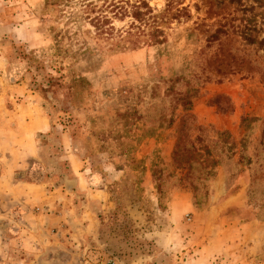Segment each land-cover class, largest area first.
<instances>
[{"label": "rangeland", "instance_id": "rangeland-1", "mask_svg": "<svg viewBox=\"0 0 264 264\" xmlns=\"http://www.w3.org/2000/svg\"><path fill=\"white\" fill-rule=\"evenodd\" d=\"M81 1L0 0V264L264 263V0ZM186 95L215 177L174 164Z\"/></svg>", "mask_w": 264, "mask_h": 264}, {"label": "trees", "instance_id": "trees-1", "mask_svg": "<svg viewBox=\"0 0 264 264\" xmlns=\"http://www.w3.org/2000/svg\"><path fill=\"white\" fill-rule=\"evenodd\" d=\"M51 2L53 6H60V5L65 6L69 2V0H51ZM81 4L86 8L87 4H90V3H85V0H83L81 1ZM142 8L145 9V12L142 11ZM129 9H131V14L129 17H131L137 23L144 22V18L146 14L147 13L149 14L151 12L148 4L145 2H141V1H139L138 3H135L134 5H130ZM120 10L122 9L120 8ZM102 14L103 13H101L100 16H97V17H90L89 23L92 25V27L95 29L96 32L104 35L106 32V29L104 28L110 22H109L108 17ZM127 14H128L127 10L123 9L121 18ZM162 35H163L162 31L155 29L151 31V33L149 34V38L150 40L154 39L156 42H160L158 40V37H161ZM182 101L184 102L182 103V106H183V111L185 112V114L183 116L184 121L182 123L180 135H179V138L176 144V149L174 151V156H173L174 164L178 168L186 169V174H187L189 173L191 169L190 162L197 161L201 163V162L207 161L208 165L209 163H211L212 165V167L208 171V175L209 177H213L216 172L217 161H214L212 159V156L209 153V149L206 147L204 140L201 138V136L197 135L193 138L192 148L190 150L185 147V143H186L185 140L188 136L187 130H189L187 129V121L190 120L191 124H193L195 122V118L192 114L191 97H187L186 95ZM195 130L201 131V128L197 127ZM219 134L222 135L223 133L222 132L217 133V135ZM204 155L207 157H205Z\"/></svg>", "mask_w": 264, "mask_h": 264}, {"label": "crops", "instance_id": "crops-1", "mask_svg": "<svg viewBox=\"0 0 264 264\" xmlns=\"http://www.w3.org/2000/svg\"><path fill=\"white\" fill-rule=\"evenodd\" d=\"M217 169H216V173H217ZM219 181H220V179H218V181H217V178H216V184H214V185L215 186L218 185L217 183ZM218 188H219V186H218ZM98 189H100V188L99 187L95 188V192L96 193H99L98 192ZM101 194H103V192ZM237 194L238 193H235V194L232 193L231 196H229V197H226V198H217L216 193H215L213 197H210L207 200L206 207L203 210H200L197 207H192L190 209V212L194 214L191 217V219L194 221L196 218L197 219L198 218L200 219L201 217H202V219H205L206 217L207 218H214L215 215H217L218 213H222L223 211H227L228 209H235V208L241 207L240 206L241 203H240V201H239V199L237 197ZM238 196H239V194H238ZM94 204L99 205L98 203H94ZM84 221H86V223L80 224V223L83 222L81 220V221H79V224L82 225L81 227L84 230H86V229L91 228V227H93V226H95L97 224V222H98V216H95L94 214L86 215V220H84ZM87 222H89V223H87ZM82 228H80V229H82ZM230 228L232 230H229V229L225 228L224 231H223V234H224L223 239L220 238L218 240H215V243L220 244V245H223L225 243L224 242L225 240L228 241V239L229 240L232 239L233 238V236H232L233 227H230ZM244 236L247 237V235H244ZM241 237H242L241 239H243L244 241L246 240V238H244L243 235ZM255 237L258 239V242H260L261 237H263V233L261 231H258V233L254 236V240L253 241H255ZM247 239H248V237H247ZM193 240H194V243H196V244L197 243H200V241H201L200 238H198L196 240V237H194ZM202 250H203V248H200L199 249L198 247L195 249V251H197V254L198 255H201V253L203 252ZM260 250H262V248L260 249V247L257 246V245L248 246L246 248V250H244L243 257L246 258V256H249V257L250 256L255 257V255L258 256ZM220 252H221V250H220ZM262 264H264V263H262Z\"/></svg>", "mask_w": 264, "mask_h": 264}]
</instances>
